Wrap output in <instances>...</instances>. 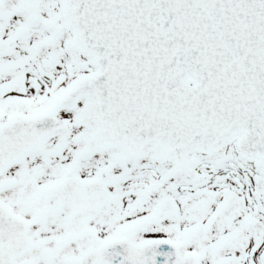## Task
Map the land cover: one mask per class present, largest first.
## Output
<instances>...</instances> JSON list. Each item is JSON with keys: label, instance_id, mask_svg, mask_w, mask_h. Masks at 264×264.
<instances>
[{"label": "snow or ice", "instance_id": "snow-or-ice-1", "mask_svg": "<svg viewBox=\"0 0 264 264\" xmlns=\"http://www.w3.org/2000/svg\"><path fill=\"white\" fill-rule=\"evenodd\" d=\"M0 264H264V0H0Z\"/></svg>", "mask_w": 264, "mask_h": 264}]
</instances>
